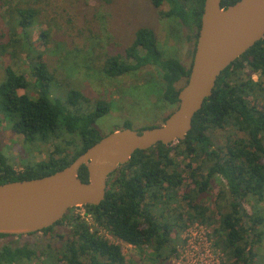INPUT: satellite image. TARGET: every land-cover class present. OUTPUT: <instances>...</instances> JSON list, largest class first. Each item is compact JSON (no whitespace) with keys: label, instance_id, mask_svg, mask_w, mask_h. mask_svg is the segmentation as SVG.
<instances>
[{"label":"trees","instance_id":"16d2710c","mask_svg":"<svg viewBox=\"0 0 264 264\" xmlns=\"http://www.w3.org/2000/svg\"><path fill=\"white\" fill-rule=\"evenodd\" d=\"M149 1L154 8L166 2L169 8L159 11L160 17L177 19L182 27L195 26L197 38L204 0ZM235 1L221 0V6ZM65 15L68 10L59 0H0V55L14 59L24 52L28 59H36L27 62L32 83L4 65L0 121L6 119L33 152L40 142L53 146L45 159L37 160L33 154L24 157L18 169L0 153V184L53 173L102 136L95 121L109 111L107 100H93L57 78L44 51L32 47L31 33L38 23L47 25L38 37L47 49L51 26ZM146 66L156 68L158 99L175 107L190 66L162 55L148 26L134 31L122 53L105 54L101 71L115 78ZM29 86L35 95L18 93ZM53 88L59 94L52 95ZM130 124L125 120L123 127ZM211 133L223 141L215 144ZM79 177L87 181L85 166ZM215 180L223 185L210 210L204 201ZM249 198L255 200L250 213L243 205ZM258 202L264 203V36L220 73L185 139L135 150L128 162L109 174L105 198L98 205H84L91 222L69 209L61 220L40 230L48 238L40 247L1 244L0 264L138 261L134 255L126 258L106 233L141 252L146 247L151 264H166L176 253L181 230L194 221L211 228L213 245L223 254L221 264H261L264 210L256 206ZM57 226L62 230L56 231ZM7 236L16 235L0 234V238Z\"/></svg>","mask_w":264,"mask_h":264},{"label":"rangeland","instance_id":"374dc122","mask_svg":"<svg viewBox=\"0 0 264 264\" xmlns=\"http://www.w3.org/2000/svg\"><path fill=\"white\" fill-rule=\"evenodd\" d=\"M59 1L68 10L69 15L59 18L56 21L57 24L51 26V33L47 37L49 40L47 49L42 44L43 42L38 41L40 32L45 30L47 25L38 23L31 33V39L34 40L32 47L44 51L48 67L54 71L57 78L64 80L70 87L83 91L93 100L97 98L107 100L110 106L109 111L95 121V127L102 135H105L115 128H122L125 120H129L130 127L136 130L161 124L174 107L158 99L160 87L156 80V68L146 66L137 71L110 78L101 71L104 55L122 53L131 42L134 31L138 27L148 26L157 37V45L162 55L177 57L187 68L192 61L196 42V27H182L177 19L160 17L158 12H164L169 8L166 2L158 8H154L149 0ZM35 61L36 59H28L24 52H20L14 59L0 55V78L3 67L7 64L17 74H24L27 80L32 83L33 77L29 73L27 62L34 63ZM25 92L35 95L31 86L18 91L20 94ZM51 93L52 95L59 94L55 92L54 88ZM10 127L11 124L6 119H1L0 153L9 161L12 159L16 169L19 168V163L25 159L24 157L28 158L31 154L37 160L48 157L53 149L50 142H40L38 149L33 152V148L23 144V136L13 132ZM211 136L215 144L223 141L222 136L217 137L213 133ZM25 160L24 162H26ZM184 162L182 161V164ZM222 185L215 180L209 189V194L204 202L210 210H214L216 194ZM243 205L250 213L253 209L252 205H255V200L249 198ZM256 206L264 210V203L258 202ZM73 212H76L75 208H73ZM194 223L211 229L207 224L198 221L188 224ZM55 229L61 231L62 227L57 226ZM181 234L182 230L179 236L180 242L176 243V253L167 259L166 264H173V258L183 243ZM106 237L119 244L108 233H106ZM47 241L48 238L41 231H37L33 234L1 237L0 245L5 243L9 245L27 244L30 247L38 248ZM121 250L126 258L136 256L138 261L135 264H151L146 257L148 256L146 247L143 248V252L136 247H127L126 245L121 246ZM259 254L261 264H264V238ZM222 261L223 254L220 255V264Z\"/></svg>","mask_w":264,"mask_h":264},{"label":"water","instance_id":"95a60500","mask_svg":"<svg viewBox=\"0 0 264 264\" xmlns=\"http://www.w3.org/2000/svg\"><path fill=\"white\" fill-rule=\"evenodd\" d=\"M263 36L264 0H237L225 7L221 0H204L189 74L162 123L141 130L117 128L53 173L1 183L0 234L37 232L71 208L98 205L105 198L109 174L135 150L185 139L220 73ZM81 166L87 169V181L79 177Z\"/></svg>","mask_w":264,"mask_h":264},{"label":"built area","instance_id":"2783aa9c","mask_svg":"<svg viewBox=\"0 0 264 264\" xmlns=\"http://www.w3.org/2000/svg\"><path fill=\"white\" fill-rule=\"evenodd\" d=\"M256 77L253 74V78ZM74 208L77 214L91 222V215L86 212L84 206L79 205ZM181 239L183 243L173 258V264H220V255L222 254L213 245L211 229L209 230L199 223L188 224L186 228L182 229ZM116 240L121 246L135 248L133 244Z\"/></svg>","mask_w":264,"mask_h":264}]
</instances>
